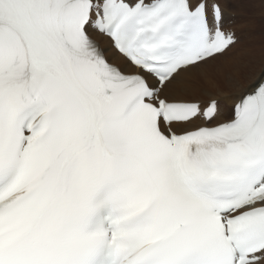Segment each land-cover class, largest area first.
<instances>
[{
	"label": "snow or ice",
	"instance_id": "1",
	"mask_svg": "<svg viewBox=\"0 0 264 264\" xmlns=\"http://www.w3.org/2000/svg\"><path fill=\"white\" fill-rule=\"evenodd\" d=\"M254 2L0 0V264H264Z\"/></svg>",
	"mask_w": 264,
	"mask_h": 264
},
{
	"label": "bare ground",
	"instance_id": "2",
	"mask_svg": "<svg viewBox=\"0 0 264 264\" xmlns=\"http://www.w3.org/2000/svg\"><path fill=\"white\" fill-rule=\"evenodd\" d=\"M237 12L236 27L241 31L242 39L234 49V58L216 65L205 75L194 77L192 83L194 89L227 92L229 89L224 82V73L238 74L243 80L250 66L258 69L264 63V42L261 39L264 36V6L260 5L259 0H255L254 3L242 5ZM255 26L262 29L259 33L261 38L255 31Z\"/></svg>",
	"mask_w": 264,
	"mask_h": 264
},
{
	"label": "rangeland",
	"instance_id": "3",
	"mask_svg": "<svg viewBox=\"0 0 264 264\" xmlns=\"http://www.w3.org/2000/svg\"><path fill=\"white\" fill-rule=\"evenodd\" d=\"M243 18H244V17H243ZM260 20H261V19H260ZM254 28H255V31L257 32L259 38H261V36H260L259 33L262 31V29H261L260 27H258V26H255ZM247 32H248V29H247ZM261 39H262V41L264 42V36H263Z\"/></svg>",
	"mask_w": 264,
	"mask_h": 264
}]
</instances>
